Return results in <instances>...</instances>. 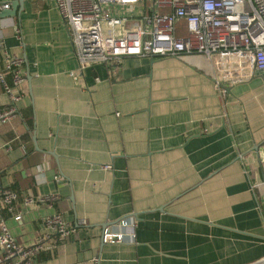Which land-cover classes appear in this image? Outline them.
<instances>
[{
  "label": "crops",
  "instance_id": "0c3cea01",
  "mask_svg": "<svg viewBox=\"0 0 264 264\" xmlns=\"http://www.w3.org/2000/svg\"><path fill=\"white\" fill-rule=\"evenodd\" d=\"M168 1L155 10L183 16L174 29L181 44L184 17L195 8L190 0ZM8 10H0V68L4 51L18 56L26 82L17 117L0 128V186L51 200L19 201L20 221L0 203V224L28 246L53 213L88 222L33 264L264 258V71L223 82V95L209 61L181 53L91 66L76 82L69 32L53 0H24L14 16ZM139 10L126 12L136 17ZM8 103L0 86V110ZM128 217L135 242L102 243L103 227L119 232L116 222Z\"/></svg>",
  "mask_w": 264,
  "mask_h": 264
},
{
  "label": "built area",
  "instance_id": "2783aa9c",
  "mask_svg": "<svg viewBox=\"0 0 264 264\" xmlns=\"http://www.w3.org/2000/svg\"><path fill=\"white\" fill-rule=\"evenodd\" d=\"M12 1L0 0V10H8ZM171 2L176 0L165 6ZM53 3L69 32L77 64V71L69 76L76 82L79 73L91 66H115L124 57L163 58L181 53L204 56L211 65L214 84L223 95V82L233 85L250 79L254 72L264 71V0H192L195 12L184 17L188 38L181 44L174 29L183 16L156 11V7H164L161 0H53ZM137 6L140 10L136 17L126 12ZM22 66L21 58L4 51L0 86L9 103L0 110V128L18 115V103L23 98L20 88L26 82ZM49 200L50 197L20 198L17 192L0 186V203L15 221L21 220L19 201L27 207ZM87 225L86 219L71 224L61 214L53 213L44 218L43 232L27 246L19 243L7 225L1 223L0 264H33L42 253L52 249L54 241L66 240L76 228ZM116 226L119 232L103 227L102 243L135 242L136 223L132 217L120 219ZM262 263L264 258L254 264Z\"/></svg>",
  "mask_w": 264,
  "mask_h": 264
},
{
  "label": "water",
  "instance_id": "95a60500",
  "mask_svg": "<svg viewBox=\"0 0 264 264\" xmlns=\"http://www.w3.org/2000/svg\"><path fill=\"white\" fill-rule=\"evenodd\" d=\"M24 0H13L11 3V9L5 12V16H14L20 10Z\"/></svg>",
  "mask_w": 264,
  "mask_h": 264
},
{
  "label": "rangeland",
  "instance_id": "374dc122",
  "mask_svg": "<svg viewBox=\"0 0 264 264\" xmlns=\"http://www.w3.org/2000/svg\"><path fill=\"white\" fill-rule=\"evenodd\" d=\"M190 1H192V0H190ZM103 29H104V31H106V27H105V25L103 24Z\"/></svg>",
  "mask_w": 264,
  "mask_h": 264
}]
</instances>
